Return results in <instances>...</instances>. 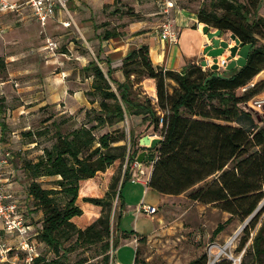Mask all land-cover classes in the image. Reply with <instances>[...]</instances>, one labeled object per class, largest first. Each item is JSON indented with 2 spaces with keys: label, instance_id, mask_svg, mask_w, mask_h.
I'll list each match as a JSON object with an SVG mask.
<instances>
[{
  "label": "trees",
  "instance_id": "obj_1",
  "mask_svg": "<svg viewBox=\"0 0 264 264\" xmlns=\"http://www.w3.org/2000/svg\"><path fill=\"white\" fill-rule=\"evenodd\" d=\"M250 4L251 0L248 4L210 0L208 8L196 10L197 21L213 27L216 35L229 31L238 49L248 46L242 64L231 60L222 71L195 63L180 71L164 69L152 64L147 44H141L121 61L125 82H115L109 66L103 70L98 53L83 66L92 77V91L101 98L100 110H85L87 122L94 123L66 133L55 131V141L35 160L22 164L30 178L27 195L42 214L30 239L35 240L37 251L38 244L44 243L53 252L47 258L38 251L30 264H80L70 263L67 254L85 245H99L102 263H109L108 250L116 246V239H111L112 201L117 197L122 208V189L137 151L131 149V130L126 134L114 128L98 136L94 130L119 123L125 115H141L148 126L159 128V137L149 146L154 152L146 158L152 160L147 181L151 189L167 195L190 190L192 200L213 204L241 220L252 214L264 197V118L251 116L255 125L251 130L231 124L245 112L241 105L264 89V78L252 82L264 70V16ZM118 35L115 28L99 34L102 40ZM131 74L154 80V103L130 96ZM169 81L174 82L171 91ZM43 176H56L54 187H42L37 179ZM254 222L245 225L244 240ZM115 225L120 226L119 215ZM251 250L258 263H264V222L252 237ZM206 261L202 254L187 264ZM132 264L145 263L135 253Z\"/></svg>",
  "mask_w": 264,
  "mask_h": 264
},
{
  "label": "rangeland",
  "instance_id": "obj_2",
  "mask_svg": "<svg viewBox=\"0 0 264 264\" xmlns=\"http://www.w3.org/2000/svg\"><path fill=\"white\" fill-rule=\"evenodd\" d=\"M237 1L248 4V0ZM88 2L91 6V17L86 19L89 29L81 28L82 21L81 23L77 21L76 26L72 25L64 31L54 29L46 35L45 33L39 35L36 39L31 37V43L36 44L39 50H29L26 53L28 55L6 65V69L4 67V77L10 76L12 81V105L36 103L40 96L36 90H40L43 85L41 79L46 80L54 76L60 77V83L66 85L70 95L76 97L78 94L77 96H79L76 98V108L74 109L76 111L72 114L67 112L65 107L67 100L65 99L64 102H60L59 106L56 104L43 105L38 110L30 111L25 120H20L16 113L14 118L13 115L9 117V123H3L5 129L1 142L7 143L6 146L16 157L18 168L16 179L23 184L21 185L23 194L20 197L21 201L25 198L24 191H27L30 181L22 168L23 162L35 160L42 153L44 147H49L55 141V131L66 133L83 123L87 126L94 123L87 122L88 116L85 110H100L101 98L92 91L90 87L92 77L89 71L83 70V66L97 53L101 57L103 56L99 50L101 42L99 34L106 28H115L120 32H126L128 26L142 20L146 25L152 26L165 18L162 13L161 15L154 14L157 10L155 0H88ZM71 3H73L71 0L66 1L68 9L71 8ZM209 3L210 0H177L178 5H187L195 11L203 5L208 8ZM250 6L251 8L255 7L257 12L264 16V0H251ZM77 8L76 12L79 13L80 10H83L82 14H88L86 7L82 8L81 5V8ZM151 30L153 29L146 28L143 31ZM208 30L215 32L213 27H208ZM46 38L56 42L57 47L54 50L44 49ZM212 38L226 43L222 50L229 56L230 44L234 42L230 32L223 31L220 35L213 34ZM5 45L6 53L13 52L10 50L9 42H6ZM198 64L204 67L205 62ZM101 65L106 71V66L103 63ZM218 70L222 71L223 68L220 67ZM260 78H264V70L259 72L252 82ZM129 82L132 98L139 101L150 99L151 102H155L156 91L153 79L143 74H131ZM57 84L53 81L48 85L55 88ZM168 84L169 91H171L174 82L169 81ZM111 85L114 89L115 85ZM18 88H24L25 93L23 95L16 93ZM74 89L76 94H73ZM261 96H264V89L250 99L246 106L241 105L246 113L240 114L231 124L243 126L246 130L255 128L251 116L257 115L259 118H264V108H256L253 104L254 100ZM50 114L54 122H51L52 119L48 122L45 121L44 117ZM114 128L122 129L126 134L129 130L132 131L133 145L131 149L136 150L137 155L140 152H145V156L148 157L151 152H154L149 146L151 140L159 137V128L154 130L151 125H147V122L142 120L135 122L130 116L125 115L121 122L96 128L94 133L98 136ZM143 137L148 140L146 145L140 143ZM253 149L256 148L251 150ZM145 162L147 161H142V166L145 165ZM148 162L152 161L148 160ZM142 166L136 170H130V178L138 179L144 171L143 167V171L140 172ZM124 168L125 162L122 166V169ZM56 178V176H43L39 177L37 181L44 188H52ZM122 190L127 203H131V206L126 207L120 226L117 227L115 225L116 217L121 213L119 200L115 197L112 201L111 239H116V246L115 249L108 250V264H114L116 256L120 262L132 263L135 253L145 264H187L202 254L206 255V264L209 261H212V264H260L251 250L252 237L264 222V209L259 210L261 208L259 205L251 215L241 220L236 215H231L213 204L192 200L189 197L190 190L178 195L165 196L147 188L145 184H139L129 179L124 182ZM139 199L140 202L156 206L155 214L150 217L140 213L137 204H134ZM39 216L41 218L42 214ZM253 220L255 221L254 225L248 228L249 235L244 240L246 235L244 227L246 224L251 225ZM220 224H222V229L214 233ZM132 230L134 233H131ZM32 231L34 230L30 231L29 229L30 235ZM221 250L222 252H220ZM38 251L47 258L53 257V252L44 243L38 244ZM100 251L99 245H85L69 252L67 258L70 263L103 264ZM261 258L264 260V257Z\"/></svg>",
  "mask_w": 264,
  "mask_h": 264
},
{
  "label": "crops",
  "instance_id": "obj_3",
  "mask_svg": "<svg viewBox=\"0 0 264 264\" xmlns=\"http://www.w3.org/2000/svg\"><path fill=\"white\" fill-rule=\"evenodd\" d=\"M71 2L73 3H71V8L68 9V13L71 17L72 24L67 27L62 24V21L67 20V16L60 7H58L54 15L47 19V21L44 23L36 21L33 17L31 8L26 6L20 8L17 11L0 12V25L3 27L2 36L0 38V63L2 64V66L0 67V141L3 130L5 129V124L3 123H9V117L13 115L14 118L16 116V113L19 116L20 120H25L30 111H34L35 109L38 110L43 105L56 104L59 106L60 102H64L65 99L67 100L65 101L67 112L69 114H72L74 111H76L74 110L76 108V98H79V96H77L78 94H76L75 89L73 90V94H76V97L74 95H70L66 85H62L60 83L61 79L59 76H54L53 78L50 77L46 80L41 79V83H43V85H41L40 90H36L37 93H40V96L38 97L40 101L38 100L36 103L28 102L27 105H12V81L10 79V76H7L5 78L3 75L6 69V65H9L15 60L28 55L26 53L29 50H39L36 44L31 43V37L36 39L39 35L44 33L46 35L47 33L52 32L54 29L64 31L72 25L76 26L77 21L80 23L82 21L81 28L89 29L87 23L88 21L86 19H90L91 17V6L88 0H71ZM155 3L157 10L154 12V14L161 15V0H155ZM81 5L82 8L83 6L87 8L88 14H82L83 10H80L79 13L76 12V7H78L77 9H79L81 8ZM172 5L173 6L169 10L168 17L172 26L177 32L176 42L169 43L165 40L160 39V37L158 36V28L162 21H159V23L153 22L154 24L150 26L146 25L145 21L143 20L140 22L132 23L130 26H128V30L126 32H120L118 29H115L120 33V35L118 36L111 37L105 40L101 39L99 50L101 51V54L103 56L101 57L99 55L102 60L100 65L103 63L106 67L109 66L111 70L110 76L115 82L121 83L126 81L120 68L121 61L130 52V50L138 47L141 44H147L149 57L154 66L175 71H180L189 64H198L202 62H205L204 68L207 67L208 69L212 65H214L211 64V60L217 57L226 58L227 63L225 66H227V64H229L231 60L236 61L239 59V55L237 53L233 57H229L228 54H225L222 48H220V42L215 38H212L213 34H217L216 30L215 32L209 31L208 27L206 28L203 23H199L196 18V11L194 9L188 7L187 5H178L177 0H172ZM146 28L153 30L143 31ZM6 42H9L10 50H13V52L6 53ZM29 43L31 44L28 45ZM233 44L234 42L230 45L232 46ZM45 48H47L46 44L44 46V49ZM217 50H220L219 52L221 53L216 55L214 52H217ZM216 69H219V67H217ZM53 81H55V83H58L55 88H53L54 86L49 87L48 85ZM109 82L110 84H113L111 81ZM16 93L23 95L25 93L24 88H18L16 90ZM51 116L52 115L50 114L44 117L45 121L48 122L52 119L51 122H53L54 119ZM129 116L135 122H141L142 120L141 115ZM147 142L148 140L145 137L140 140V143L142 145H146ZM6 145L7 143L4 144L1 142V155L6 157L8 160V163L4 167L3 188L7 194H10L13 199L17 200L18 207L26 217L31 231V229H33V226L35 225L34 222L41 220L39 216V214L41 215V212L39 210H34L31 197L27 195V191H24L25 198L23 201H21L20 197L23 196L21 192V185L23 184L21 181H18L16 179V175L18 172L16 157ZM143 167L144 171L143 173H141V176L138 179L129 178V180H132L139 184H145L147 188H150L147 185V181L150 177L152 162H145V165L142 166L140 170L143 169ZM146 169L147 171L145 172ZM163 195L166 196L167 194ZM122 200L123 205L122 208H120L121 213H119L120 222L122 221L126 207L131 206V203H127L125 195L123 194V190ZM140 201L141 200L139 199V201L134 204H137V207H139L144 203ZM148 205L154 206L153 204ZM132 231L134 232V230ZM10 236L11 238H9ZM0 239L8 243H15V237L9 232L0 231ZM132 263L120 262L117 256L114 259V264Z\"/></svg>",
  "mask_w": 264,
  "mask_h": 264
},
{
  "label": "built area",
  "instance_id": "obj_4",
  "mask_svg": "<svg viewBox=\"0 0 264 264\" xmlns=\"http://www.w3.org/2000/svg\"><path fill=\"white\" fill-rule=\"evenodd\" d=\"M66 1L67 0H0V12L17 11L26 6L31 8L33 17L36 21L44 23L47 19L52 17L56 9L60 7L67 16V20L62 21V24L67 27L72 24V20L68 13ZM172 6V0H161L160 11L165 18L158 28V36L160 39L169 43L176 42L177 40V32L168 17L169 10ZM2 32L3 27L0 25V38ZM45 41L48 49L54 50L57 47L54 40L46 39ZM226 63L227 60L224 57H217L211 60V64H216L219 68H223ZM242 89H245V87ZM253 104L256 108H264V96L255 99ZM7 163V158L1 155L0 141V231L9 232L15 237V243H8L0 239V264H16L18 260L20 264H30L33 258L38 255V251L36 249L35 240L30 239L29 224L26 217L19 209L17 200L13 199L10 194H7L3 188V173ZM129 167L131 170H136L139 164L134 160L129 164ZM258 205L260 207L264 206V197L261 198ZM138 211L147 216H151L155 213L156 207L143 203L138 207ZM208 264H212V261H209Z\"/></svg>",
  "mask_w": 264,
  "mask_h": 264
},
{
  "label": "water",
  "instance_id": "obj_5",
  "mask_svg": "<svg viewBox=\"0 0 264 264\" xmlns=\"http://www.w3.org/2000/svg\"><path fill=\"white\" fill-rule=\"evenodd\" d=\"M231 38L233 39V37H231ZM225 46H226V43L224 41L220 42V48L225 47ZM238 48H239V45L234 40V44L229 47V52H230L229 57H233L236 54V52H237V54L239 55L238 62L240 64H242L244 59H245V57H246V55H247L248 46L240 47V49H238ZM215 54L217 55V54H220V53L215 52ZM214 66H216V64H214ZM146 158H147V156H145V152H140L136 156V161L138 162L139 167L141 166L142 161L146 160ZM149 160L152 161L151 159H149ZM142 171H143V169L140 170V172H142Z\"/></svg>",
  "mask_w": 264,
  "mask_h": 264
},
{
  "label": "bare ground",
  "instance_id": "obj_6",
  "mask_svg": "<svg viewBox=\"0 0 264 264\" xmlns=\"http://www.w3.org/2000/svg\"><path fill=\"white\" fill-rule=\"evenodd\" d=\"M220 252H222V250Z\"/></svg>",
  "mask_w": 264,
  "mask_h": 264
}]
</instances>
